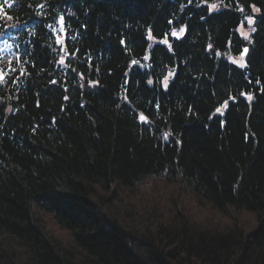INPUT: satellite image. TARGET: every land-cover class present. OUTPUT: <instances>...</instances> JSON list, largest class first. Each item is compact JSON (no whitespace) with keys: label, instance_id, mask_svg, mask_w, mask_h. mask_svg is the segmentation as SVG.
<instances>
[{"label":"trees","instance_id":"trees-1","mask_svg":"<svg viewBox=\"0 0 264 264\" xmlns=\"http://www.w3.org/2000/svg\"><path fill=\"white\" fill-rule=\"evenodd\" d=\"M14 13L32 49L0 87V264H264V0H18ZM60 14L64 70L38 20ZM181 29L148 70L132 66L148 32ZM157 181L251 220L202 227Z\"/></svg>","mask_w":264,"mask_h":264},{"label":"rangeland","instance_id":"rangeland-1","mask_svg":"<svg viewBox=\"0 0 264 264\" xmlns=\"http://www.w3.org/2000/svg\"><path fill=\"white\" fill-rule=\"evenodd\" d=\"M151 50V48H150ZM150 50L148 51V54L146 56V60L150 57ZM227 106V105H226ZM226 106L224 108H226ZM224 108L222 110H224ZM157 184L160 188H168V185L157 181ZM145 187V186H144ZM143 187V188H144ZM169 190L175 192V198L178 200L177 203H179L182 206H185L188 213L191 214L192 220H194L197 224L201 225L202 227L208 226L215 228L216 226H222V227H228L229 225L240 224L244 225V223H248L251 218L247 217L243 214L241 215H235L233 211L230 212V218L224 217V215H221L217 212L212 211L209 209L208 206L202 205L198 206L195 198L191 194H182L181 190H175L173 188H168ZM169 191H165L164 197H167ZM239 222V223H238ZM250 225V223L248 224Z\"/></svg>","mask_w":264,"mask_h":264},{"label":"snow or ice","instance_id":"snow-or-ice-1","mask_svg":"<svg viewBox=\"0 0 264 264\" xmlns=\"http://www.w3.org/2000/svg\"><path fill=\"white\" fill-rule=\"evenodd\" d=\"M11 6V5H10ZM212 7L214 8V7H216L215 5H212ZM241 11H243V9H241ZM255 11H259V9H255ZM8 19H11V17L9 16V17H7ZM249 23H251V20L249 19ZM253 31H255V29H253ZM180 34L182 35L183 34V29H181V32H180ZM173 35H177V33H175V32H173ZM245 35V39H247L248 37H247V34L245 33L244 34ZM167 41H165V43H166ZM248 51V49L247 48H245L244 49V52H247ZM134 63H135V61H134ZM3 78L2 77H0V80H2ZM166 83V82H165ZM248 99H251V96H249L248 97ZM217 111L219 112L220 111V109H217ZM140 119L143 121V120H146V118L142 115L141 117H140ZM165 138H167V137H165Z\"/></svg>","mask_w":264,"mask_h":264}]
</instances>
